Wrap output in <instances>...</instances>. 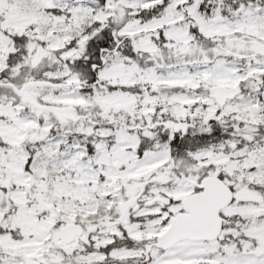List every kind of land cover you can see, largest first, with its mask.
I'll return each mask as SVG.
<instances>
[{"label": "snow or ice", "instance_id": "snow-or-ice-1", "mask_svg": "<svg viewBox=\"0 0 264 264\" xmlns=\"http://www.w3.org/2000/svg\"><path fill=\"white\" fill-rule=\"evenodd\" d=\"M0 264H264V0H0Z\"/></svg>", "mask_w": 264, "mask_h": 264}]
</instances>
